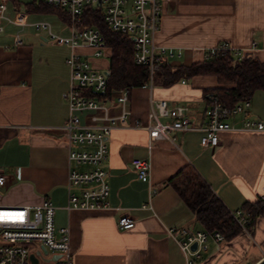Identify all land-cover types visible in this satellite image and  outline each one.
<instances>
[{"label":"crops","instance_id":"obj_1","mask_svg":"<svg viewBox=\"0 0 264 264\" xmlns=\"http://www.w3.org/2000/svg\"><path fill=\"white\" fill-rule=\"evenodd\" d=\"M3 1L6 16L20 13L27 25L4 21L0 33V168L9 177L8 185L0 187V205L35 206L50 200L56 208V230L70 229L74 264H187L168 230L203 229L177 191L166 184L185 166H193L232 212L260 199L264 130L224 131L216 147L202 146L210 91L219 83L214 76H196L169 87L153 85L130 91L125 105L130 113L128 124L115 127L107 140L103 167L108 174L110 206L67 208L69 147L64 126L70 110L64 94L70 88L71 72L66 59L75 52L89 59L96 70L106 72L111 50L105 47L104 55L95 58L90 48L58 45L33 24L48 22L55 34L70 37L71 27L60 12L28 11L26 4L40 0ZM17 34L22 45H15ZM155 41L182 51L180 58L172 60L177 64L202 61L210 48L223 42L264 62V0H172L164 4ZM159 99L186 106L193 129L171 130L172 139L153 141L150 152L149 131L134 124H146L153 100ZM250 101L249 109L230 119L233 125L241 126L247 120L264 124V91H257ZM122 111L119 103L109 104L110 116ZM77 114L82 124L100 127L107 123L102 110ZM92 114L99 119L91 121ZM134 158L151 162L150 182L140 180L132 165ZM122 215L134 218L135 226L120 229L117 221ZM251 229L255 241L242 232L223 242L210 237L194 264H240L249 241L264 254V218L258 217ZM44 258L46 264H53L57 255L47 251Z\"/></svg>","mask_w":264,"mask_h":264},{"label":"built area","instance_id":"obj_2","mask_svg":"<svg viewBox=\"0 0 264 264\" xmlns=\"http://www.w3.org/2000/svg\"><path fill=\"white\" fill-rule=\"evenodd\" d=\"M49 6L63 10L69 17L72 34L63 37L55 34L48 22L33 24L37 31L47 32L49 39L58 45L68 46L72 49L87 47L92 49L95 58L104 55V39L95 27H81L83 12L87 8L101 9L104 19L113 32L127 36L134 46V57L138 64H146L150 69V79L143 87L153 86L154 67L164 60L176 59L182 56L181 50H175L156 44L155 37L163 19L164 4L172 0H44ZM7 5L0 0V33L3 32V22L7 21L19 27L27 25L22 14L13 18L6 16ZM19 34L15 37V45H22ZM233 52L244 57L245 52L223 42L210 48L205 58ZM70 68V88L64 94L68 102L70 116L65 124L69 147V173H68V205L69 209H97L108 208L109 180L104 169V161L108 157L107 140L112 130L117 126L128 124L129 111L125 109L130 90L121 89L111 99L91 96V93L105 94L107 90L106 72L96 70L89 59L73 52L66 59ZM182 82H185L182 80ZM115 102L123 106V111L117 116L109 115V104ZM251 107L250 100H244L233 107L223 105L218 99H212L206 110V123L203 128L205 135L201 139L204 147H216L219 144V135L224 131H263L264 124L260 121H244L241 126L230 122L238 114L244 113ZM102 110V119L107 123L96 127L92 124H82L78 112H93ZM186 106L170 105L164 99L153 100L149 120L146 124L135 122L136 128L149 131L148 149L151 152L152 143L156 140L172 139L171 130L188 131L193 127L187 116ZM167 117L166 122L160 120ZM95 114L90 116L91 121L98 120ZM132 165L143 182H150L152 164L149 160L134 158ZM9 183V177L0 168V187ZM155 192L154 190L151 191ZM264 200V187L260 193ZM150 205H145L148 207ZM56 208L53 203L44 199L35 206H6L0 205V264H32L30 256L42 248L57 255L53 264H74L73 252L70 246V229L55 228ZM232 216L240 228V232L247 234L254 240L250 232L251 220L242 209L232 212ZM264 218V214L262 215ZM136 221L128 215H122L117 221L120 229H130ZM168 234L179 245L186 258L187 264H194V257H200V251L206 250L209 238L216 242L225 241L224 235L218 231L205 230L194 232L191 228L168 230ZM197 244L196 248L193 245ZM39 258L38 264L47 261L44 255ZM264 261L263 257L255 263Z\"/></svg>","mask_w":264,"mask_h":264},{"label":"trees","instance_id":"obj_3","mask_svg":"<svg viewBox=\"0 0 264 264\" xmlns=\"http://www.w3.org/2000/svg\"><path fill=\"white\" fill-rule=\"evenodd\" d=\"M26 7L28 11L56 10L70 25L69 17L63 10L49 6L44 0L26 4ZM80 26L97 28L103 36L104 46L111 50L106 71V93L101 95L92 92L91 96L111 99L121 89L131 91L149 82V66L135 61L133 44L126 35L113 32L109 28L101 9L87 8L83 12ZM172 60H164L154 67L153 85L169 87L196 76H214L219 86L210 91V96L227 107L251 100L257 91H264V62L254 55L246 54L239 57L233 52H227L209 56L190 65L177 64ZM166 184L177 191L203 230L218 231L224 235L225 240H231L240 233L232 211L225 206L193 166H185L167 180ZM242 210L249 215L251 223H254L264 214V200L246 202Z\"/></svg>","mask_w":264,"mask_h":264},{"label":"rangeland","instance_id":"obj_4","mask_svg":"<svg viewBox=\"0 0 264 264\" xmlns=\"http://www.w3.org/2000/svg\"><path fill=\"white\" fill-rule=\"evenodd\" d=\"M184 59H185V57H184ZM184 62H185V60H184ZM251 232L253 234V237L255 238L256 237L255 231L253 229H251ZM246 249H247L246 250L247 251V253H246L247 255L242 258L240 264H244L245 262L246 263L252 262L254 259H257V258L261 257L262 255H264L263 252L260 250V248L256 244L251 242V241H249L248 246H247ZM41 264H46V263L42 262Z\"/></svg>","mask_w":264,"mask_h":264},{"label":"water","instance_id":"obj_5","mask_svg":"<svg viewBox=\"0 0 264 264\" xmlns=\"http://www.w3.org/2000/svg\"><path fill=\"white\" fill-rule=\"evenodd\" d=\"M196 246H197V244H194L193 248H196ZM46 254H47V250L45 248H42L41 251H38L35 254H32L30 256V258L32 260V264H38L39 258L37 257V255L41 257L42 255H46ZM259 264H264V261L260 262Z\"/></svg>","mask_w":264,"mask_h":264}]
</instances>
